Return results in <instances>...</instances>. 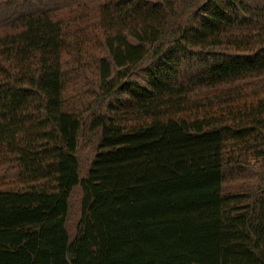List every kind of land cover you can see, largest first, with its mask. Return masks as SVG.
Returning a JSON list of instances; mask_svg holds the SVG:
<instances>
[{"label":"trees","instance_id":"obj_1","mask_svg":"<svg viewBox=\"0 0 264 264\" xmlns=\"http://www.w3.org/2000/svg\"><path fill=\"white\" fill-rule=\"evenodd\" d=\"M0 264H264V0H0Z\"/></svg>","mask_w":264,"mask_h":264},{"label":"rangeland","instance_id":"obj_2","mask_svg":"<svg viewBox=\"0 0 264 264\" xmlns=\"http://www.w3.org/2000/svg\"><path fill=\"white\" fill-rule=\"evenodd\" d=\"M81 154V158L83 160V162H87V160L89 159L90 155H91V148H89L88 146L83 148L82 152H80ZM75 209H73L72 215L75 217Z\"/></svg>","mask_w":264,"mask_h":264}]
</instances>
